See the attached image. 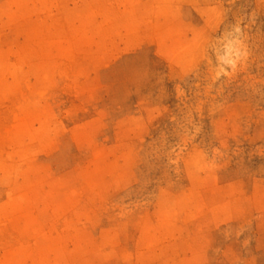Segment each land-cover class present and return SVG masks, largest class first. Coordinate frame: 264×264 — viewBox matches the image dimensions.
I'll return each mask as SVG.
<instances>
[{
  "label": "rangeland",
  "instance_id": "1",
  "mask_svg": "<svg viewBox=\"0 0 264 264\" xmlns=\"http://www.w3.org/2000/svg\"><path fill=\"white\" fill-rule=\"evenodd\" d=\"M0 264H264V0H0Z\"/></svg>",
  "mask_w": 264,
  "mask_h": 264
},
{
  "label": "bare ground",
  "instance_id": "2",
  "mask_svg": "<svg viewBox=\"0 0 264 264\" xmlns=\"http://www.w3.org/2000/svg\"><path fill=\"white\" fill-rule=\"evenodd\" d=\"M9 65L11 66V64L9 63ZM18 64H16V66H17ZM16 70V69H15ZM20 83V82H19ZM22 96V94L20 95V97ZM24 98V97H23ZM17 101V100H16Z\"/></svg>",
  "mask_w": 264,
  "mask_h": 264
}]
</instances>
